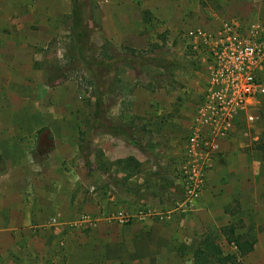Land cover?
Wrapping results in <instances>:
<instances>
[{
  "label": "rangeland",
  "instance_id": "rangeland-1",
  "mask_svg": "<svg viewBox=\"0 0 264 264\" xmlns=\"http://www.w3.org/2000/svg\"><path fill=\"white\" fill-rule=\"evenodd\" d=\"M81 2L84 28L75 36L81 35L87 58L104 63L131 48L142 61L115 63L99 120L90 108V73L80 58L67 63L73 0H0V171L3 153L17 160L24 152L21 162L39 164V173L51 164L55 184L44 187L58 197L56 210L70 208L69 216L55 214L39 226V264H128L121 248L133 239L134 246L156 247L154 258L137 264H194L193 252L208 231L218 235L225 255H238L219 233L231 224L255 243L240 263L264 264V100L252 112L254 122L246 112L220 139V151L205 167L206 186L191 202L178 175L207 61L205 52L185 48L184 35L234 18L264 25V0H161L154 9L144 8L143 0ZM152 58L195 62L196 69L177 70L171 79L144 63ZM47 71H65L70 79L49 88ZM86 145L91 167L82 153ZM240 153L251 169L235 186L223 165ZM214 170L221 179L209 189Z\"/></svg>",
  "mask_w": 264,
  "mask_h": 264
},
{
  "label": "built area",
  "instance_id": "built-area-1",
  "mask_svg": "<svg viewBox=\"0 0 264 264\" xmlns=\"http://www.w3.org/2000/svg\"><path fill=\"white\" fill-rule=\"evenodd\" d=\"M184 40L190 52H205L206 80L202 100L193 115L184 158L178 175L186 186L188 201L207 183L210 156L220 151L235 121L264 100V25L245 24L240 19L221 21L214 29H194Z\"/></svg>",
  "mask_w": 264,
  "mask_h": 264
},
{
  "label": "crops",
  "instance_id": "crops-1",
  "mask_svg": "<svg viewBox=\"0 0 264 264\" xmlns=\"http://www.w3.org/2000/svg\"><path fill=\"white\" fill-rule=\"evenodd\" d=\"M143 1L144 8L154 9V4L161 0ZM174 4V1H171V6ZM15 60L17 62V55H15ZM187 106L189 107L187 108L188 113L192 114L194 104L189 102ZM190 127L188 131H190ZM12 148L14 149L13 153L18 154L17 149L19 150V148L16 149L13 145ZM23 156L26 157L24 152H19L16 156L18 159L15 160L8 153L1 155L4 160L2 167L5 170L0 171V264H39V239L41 236H39V226L42 225L45 218L55 214L64 216L70 214V208L65 204L63 209H60L62 211H58L61 204L59 199L57 200L58 197L52 192L53 189L44 187L52 183L55 184V179L51 176L54 166L51 167L50 164L46 170L42 167L39 173V164L23 160L21 162ZM233 157L228 158V162H225L223 168L226 169L227 177H233L231 183L240 186V179H243V175L247 172L249 173L251 166L242 153L237 158ZM173 167L171 166L172 170ZM240 167L241 170H239ZM223 168L221 171L224 177ZM46 173L50 175H45ZM208 179L211 184L209 189H211L216 188V179L220 180L221 178L219 172L216 173L214 170L210 172ZM41 185H43V189L41 188L42 190L39 192ZM55 190L58 191L59 187ZM235 194L233 193V195ZM133 240L135 242L132 241V244L123 245L121 248L120 257L126 263L137 264L140 259L146 262L148 258H154L152 255L156 249L155 245L147 243L149 248H140L133 245L138 243V240ZM150 248L151 251H149Z\"/></svg>",
  "mask_w": 264,
  "mask_h": 264
},
{
  "label": "trees",
  "instance_id": "trees-1",
  "mask_svg": "<svg viewBox=\"0 0 264 264\" xmlns=\"http://www.w3.org/2000/svg\"><path fill=\"white\" fill-rule=\"evenodd\" d=\"M68 21L72 23L73 36L78 33V29L84 28L85 22V8L81 0H73V7L71 15L68 16ZM85 44L81 40V35L72 38L70 45V55L68 56L69 61L67 63H72L74 60L80 58L82 59L86 71L90 73L91 78V113L95 120H99L103 113V88L106 86V78L110 74V71L115 67L117 63L125 61L131 64H142V61L135 59L137 52L131 48H126L127 52L123 54L110 55L107 57V61L104 63H99L96 60L86 57V52L84 50ZM81 61H76L79 63ZM116 63V64H115ZM148 65L152 67L162 69L168 78L174 79L175 72L181 70L183 72H191L195 70V62H187L182 64L180 62L159 60L156 58L148 59ZM59 71V69H57ZM57 71H47L46 85L49 88H56L62 84V79H68V74L62 71V74L56 75ZM70 79V77H69ZM68 79V80H69ZM87 143V142H84ZM83 150L84 157L88 158L87 165L89 167L93 164V158L91 157V152L89 150V145ZM149 150L151 147H148ZM161 181L157 184L160 185ZM236 226L234 224L221 227L219 233L225 237L228 244L234 245L238 252L236 254L225 255L221 246L219 245L217 239L218 235L214 231H208L200 239L197 247L193 252L194 264H241L239 261L240 257L250 254L254 250L255 243L249 240H244L241 236L236 233Z\"/></svg>",
  "mask_w": 264,
  "mask_h": 264
}]
</instances>
